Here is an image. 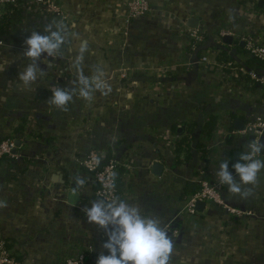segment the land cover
I'll return each instance as SVG.
<instances>
[{"label": "crops", "instance_id": "obj_1", "mask_svg": "<svg viewBox=\"0 0 264 264\" xmlns=\"http://www.w3.org/2000/svg\"><path fill=\"white\" fill-rule=\"evenodd\" d=\"M54 1L67 16L57 20L64 42L54 57L36 61L42 71L30 85L17 74L33 63L23 55L24 39L45 29L36 6L14 14L0 38V140L11 135L20 155L0 160V239H12L15 260L55 264L84 251L95 264L105 230L85 218L83 209L97 198L73 161L93 149L121 160L132 190L125 202L172 238L168 264H264V168L255 184L241 185L247 195L223 185L224 200L250 213L245 219L210 202L192 219L180 214L201 179L217 181L221 161L233 172V152L242 156L252 141L234 130L264 104L250 76L264 77V64L245 50V41L264 43V0H148L150 10L129 22L126 0ZM192 28L203 35L198 49L187 38ZM220 51L237 69L199 62ZM80 73L90 82L99 76L105 87L80 97ZM56 87L73 90L64 108L50 103ZM237 119L242 129L234 127ZM208 121L214 125L206 131ZM222 126L227 135L220 139ZM184 136L191 138L190 153L177 158L175 141ZM154 161L162 164L160 175L151 171ZM70 189L79 194L75 204Z\"/></svg>", "mask_w": 264, "mask_h": 264}, {"label": "clouds", "instance_id": "obj_2", "mask_svg": "<svg viewBox=\"0 0 264 264\" xmlns=\"http://www.w3.org/2000/svg\"><path fill=\"white\" fill-rule=\"evenodd\" d=\"M64 42L59 30L46 26L44 32H31L24 39L23 55L33 63L27 64L18 72V78L24 85H30L37 79L42 69L36 63L42 57H54ZM86 43L80 45L81 54ZM79 96L91 97L93 90L105 87L99 76L92 79L78 75ZM73 90L56 87L50 96V103L56 108H64L72 99ZM247 151L232 164L233 172L228 170L229 162L221 161L216 171L219 184L226 185L234 194L241 193V185L255 184L257 174L264 168V160L258 155L264 150V144L254 140L247 145ZM235 177V178H234ZM83 183V181H79ZM86 220L105 230V240L95 264H168L173 251V240L158 220L142 215L139 208L123 200L105 202L97 199L83 209Z\"/></svg>", "mask_w": 264, "mask_h": 264}, {"label": "built area", "instance_id": "obj_3", "mask_svg": "<svg viewBox=\"0 0 264 264\" xmlns=\"http://www.w3.org/2000/svg\"><path fill=\"white\" fill-rule=\"evenodd\" d=\"M18 0H0V9L4 4L16 3ZM39 6L42 5L43 10L48 14L56 17L58 20L64 23L66 21V13L64 8L60 7L54 0H34ZM128 12L126 13L124 20L129 22L133 18L142 16L150 10L148 0H126ZM222 34V33H221ZM187 38L191 43L193 49H198L203 44V35L196 29L192 28L187 33ZM245 50L249 57L253 60L264 64V43H253L251 41H245ZM200 63L211 64L216 63L220 66L227 67L229 71L237 69L230 65V63L218 62L212 55H201L199 59ZM252 79L260 83V89L264 93V77H258L255 72H250ZM228 127V125H227ZM226 127H219L217 130V136L220 139L225 138L227 135ZM235 133L240 135H252V141L259 140L264 144V104L259 115L255 116L252 121L245 124L244 128L240 131L234 130ZM250 141L249 143H251ZM225 141H222V145ZM248 143V144H249ZM246 149L244 153L247 151ZM243 153V154H244ZM20 155L16 151L14 139L11 135L5 136L0 140V159L8 161L19 160ZM257 158H264V150L258 155ZM101 157L97 151L89 149L84 153L77 154L74 157V164L82 174L86 175V180L94 186L93 194L95 198L103 200L105 202L112 201H126L132 196V190L129 184L125 180L121 185H116L115 174L119 166L122 165L121 160L112 157L105 163H101ZM223 185L218 181L209 182L207 179H201L198 189L192 193L183 204L180 214L185 215L186 219H192L197 214L195 203L197 201L210 202L216 206L221 207L227 215L237 216L241 219H245L250 214L248 211L229 204L224 200L222 196ZM86 253L84 251H78L72 255L62 257L55 264H84V258ZM87 256H89L87 254ZM0 264H25L20 261H16L15 257L11 255L8 248L3 245V241L0 239Z\"/></svg>", "mask_w": 264, "mask_h": 264}, {"label": "trees", "instance_id": "obj_4", "mask_svg": "<svg viewBox=\"0 0 264 264\" xmlns=\"http://www.w3.org/2000/svg\"><path fill=\"white\" fill-rule=\"evenodd\" d=\"M34 6H36V10H38L37 12L40 13L39 15L42 16V17L38 16L36 18H39L40 21L44 24L45 27H43V29L46 28V26H51L52 30H55V29L58 30V22H57L58 19L56 17H53L52 15L42 10L43 8L40 7L39 5H36V3L33 2V0L32 1L31 0H19L16 3H7L1 7L0 9V38H2L3 34L7 32L8 28L10 27L12 16L14 14L19 12L21 9H24V8L30 9V8H33ZM219 56L222 60L219 58ZM214 57L218 62H222V63H227L226 61H228L229 59L225 51H220V53H218L217 55H214ZM213 125H214L213 121H208V124L206 125L207 127L206 131H209V129H211ZM197 145L200 146L203 151H205V149L202 147V143H197ZM190 149H191V138L190 137L184 136L175 141V146H174L175 155H177L180 152H185V153L187 152V154H189ZM177 158H178V155H177ZM0 160H5V159H0ZM107 160L108 159L104 157L101 159V163H105ZM11 162H14V161H11ZM123 171L124 170L121 168L117 169L116 171L115 182H116V185L118 186L124 182L122 178ZM2 240H4L3 245H6V248H9V246L12 244V239H9L8 237L3 238ZM11 255L14 256L15 259H20L19 255L17 256L14 253H11ZM84 264H94V261L89 256H87V253L84 258Z\"/></svg>", "mask_w": 264, "mask_h": 264}, {"label": "water", "instance_id": "obj_5", "mask_svg": "<svg viewBox=\"0 0 264 264\" xmlns=\"http://www.w3.org/2000/svg\"><path fill=\"white\" fill-rule=\"evenodd\" d=\"M194 24H195L194 19L189 18L188 25L191 26V27H194ZM224 39L226 40V37ZM229 39H230V37H229ZM234 127L236 129H242L243 128V121L240 120V119L235 120L234 121ZM238 159H239V153H238V151H234L233 152L232 164L236 163L238 161ZM151 171L155 175H160L161 172H162V164L159 163V162L154 161L152 163V166H151ZM76 185H78V181H77ZM67 198H68V201L70 203L75 204L78 201L79 194H78V192L76 190L70 189ZM203 205H204L203 201H197L195 203L196 210H201Z\"/></svg>", "mask_w": 264, "mask_h": 264}, {"label": "rangeland", "instance_id": "obj_6", "mask_svg": "<svg viewBox=\"0 0 264 264\" xmlns=\"http://www.w3.org/2000/svg\"><path fill=\"white\" fill-rule=\"evenodd\" d=\"M40 7H42V5H40ZM42 8H43V7H42ZM42 8H41V9H42ZM42 10H43V9H42ZM37 17H38V16H37ZM41 25H43V26H44V24H43V23H41Z\"/></svg>", "mask_w": 264, "mask_h": 264}]
</instances>
